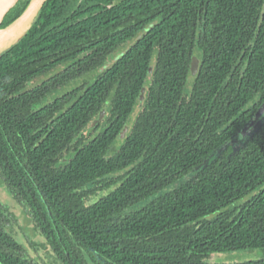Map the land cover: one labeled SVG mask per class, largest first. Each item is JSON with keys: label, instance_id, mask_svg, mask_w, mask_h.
Segmentation results:
<instances>
[{"label": "trees", "instance_id": "1", "mask_svg": "<svg viewBox=\"0 0 264 264\" xmlns=\"http://www.w3.org/2000/svg\"><path fill=\"white\" fill-rule=\"evenodd\" d=\"M263 101L264 0H46L0 54V177L50 264H264L208 261L264 250ZM12 220L0 264H45Z\"/></svg>", "mask_w": 264, "mask_h": 264}, {"label": "water", "instance_id": "2", "mask_svg": "<svg viewBox=\"0 0 264 264\" xmlns=\"http://www.w3.org/2000/svg\"><path fill=\"white\" fill-rule=\"evenodd\" d=\"M19 0H0V24L2 23L6 13L13 7ZM46 0H29L25 9L9 24L4 27H0V54L8 50L11 46H13L34 23L40 9ZM121 54V53H120ZM118 58V56H116ZM199 67V59L196 55H193L190 62V73L191 75H195L198 71ZM151 67L149 68V74L151 72ZM145 87L143 86L140 90L139 94V105L142 104L144 100ZM106 115L105 109H102L98 116L94 118L90 124V128H94L97 123L102 121ZM264 115V101L262 105L258 108L254 117L250 120V122L242 128L239 132L238 137L243 138L247 132H249L259 120ZM129 126L125 125L122 131L120 132L119 138H124L125 134L128 131Z\"/></svg>", "mask_w": 264, "mask_h": 264}, {"label": "rangeland", "instance_id": "3", "mask_svg": "<svg viewBox=\"0 0 264 264\" xmlns=\"http://www.w3.org/2000/svg\"><path fill=\"white\" fill-rule=\"evenodd\" d=\"M92 78L91 76H87L86 78H81L80 80H88ZM81 82V81H80ZM103 126H100V130ZM96 128L91 131V129L86 130V135L89 137L91 134H96ZM238 142V141H237ZM235 145L237 143L235 142ZM0 203L6 207V209L12 213V227L15 230L18 237L17 240L20 239L26 242V246H30V253H34L33 257L38 258L42 263L50 264V260L47 261L45 259V248H44V240L42 236L36 231V229L32 226L31 218L28 213V209L26 206L21 205L16 201L11 191L6 187L0 177ZM37 235V237H35ZM20 238V239H19ZM42 245L38 246L39 243ZM34 244V245H31ZM38 254V255H37ZM32 256V255H31ZM264 256L263 249H254V250H244V251H234V252H226V253H212L208 259L210 262H236V261H245L250 259H257ZM53 264V263H52Z\"/></svg>", "mask_w": 264, "mask_h": 264}, {"label": "bare ground", "instance_id": "4", "mask_svg": "<svg viewBox=\"0 0 264 264\" xmlns=\"http://www.w3.org/2000/svg\"><path fill=\"white\" fill-rule=\"evenodd\" d=\"M2 36L0 35V38H1Z\"/></svg>", "mask_w": 264, "mask_h": 264}]
</instances>
